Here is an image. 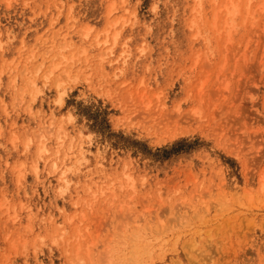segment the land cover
<instances>
[{"label": "rangeland", "instance_id": "1", "mask_svg": "<svg viewBox=\"0 0 264 264\" xmlns=\"http://www.w3.org/2000/svg\"><path fill=\"white\" fill-rule=\"evenodd\" d=\"M0 264H264V0H0Z\"/></svg>", "mask_w": 264, "mask_h": 264}, {"label": "bare ground", "instance_id": "2", "mask_svg": "<svg viewBox=\"0 0 264 264\" xmlns=\"http://www.w3.org/2000/svg\"><path fill=\"white\" fill-rule=\"evenodd\" d=\"M228 4H229V3H228ZM83 35L85 36V34H83ZM95 37H96V36H95ZM95 37H94V38H95ZM104 41H105V40H104ZM106 42H107V41H106ZM106 42H105V43H106ZM62 47L64 48V46H62ZM39 67H40V66H39ZM135 230H136V229H135ZM136 231H137V230H136ZM135 235H136V232H135ZM141 245H142V244H141ZM139 246H140V245H139ZM139 246H138V244H137V247H139ZM137 247H136V249H137ZM140 247H143V246H140ZM138 250H139V249H138ZM130 253H131V251H130ZM141 253H142V252H141ZM134 254H135V253H134ZM146 254H147V253H146ZM146 254H144V255H146ZM129 256H130V254H129ZM132 259H134V258H132ZM135 259H136V258H135Z\"/></svg>", "mask_w": 264, "mask_h": 264}]
</instances>
